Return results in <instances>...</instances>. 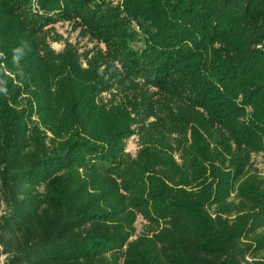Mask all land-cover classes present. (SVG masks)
<instances>
[{
	"label": "trees",
	"instance_id": "trees-1",
	"mask_svg": "<svg viewBox=\"0 0 264 264\" xmlns=\"http://www.w3.org/2000/svg\"><path fill=\"white\" fill-rule=\"evenodd\" d=\"M120 2L0 0L4 264H264V0Z\"/></svg>",
	"mask_w": 264,
	"mask_h": 264
},
{
	"label": "rangeland",
	"instance_id": "rangeland-1",
	"mask_svg": "<svg viewBox=\"0 0 264 264\" xmlns=\"http://www.w3.org/2000/svg\"><path fill=\"white\" fill-rule=\"evenodd\" d=\"M122 3L123 0H120ZM55 30L63 37V40L57 43H51L53 50L60 52L63 50L66 41L72 43L78 42L81 49H91L95 46V43L83 36L80 29H75L73 24H58L55 26ZM108 98V97H106ZM139 150V143L137 137H132L125 142V152L131 157H135ZM252 164L257 170L259 176L264 178V153L254 154L252 156ZM136 236H139L145 232H148V224L141 217L136 222ZM135 237V236H134ZM133 237V238H134Z\"/></svg>",
	"mask_w": 264,
	"mask_h": 264
},
{
	"label": "built area",
	"instance_id": "built-area-1",
	"mask_svg": "<svg viewBox=\"0 0 264 264\" xmlns=\"http://www.w3.org/2000/svg\"><path fill=\"white\" fill-rule=\"evenodd\" d=\"M2 251V247H1V245H0V252ZM6 258H7V256H5V255H1L0 256V264H4L5 262H6Z\"/></svg>",
	"mask_w": 264,
	"mask_h": 264
}]
</instances>
